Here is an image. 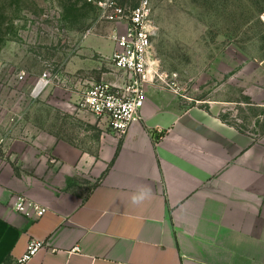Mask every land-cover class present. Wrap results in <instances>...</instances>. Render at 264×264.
Returning <instances> with one entry per match:
<instances>
[{"label": "crops", "instance_id": "obj_1", "mask_svg": "<svg viewBox=\"0 0 264 264\" xmlns=\"http://www.w3.org/2000/svg\"><path fill=\"white\" fill-rule=\"evenodd\" d=\"M142 116L121 138L100 122L97 151L28 123L1 127L0 264L32 238L48 246L25 264H264V136L159 82ZM141 189L150 195L134 204ZM19 195L45 214L17 212Z\"/></svg>", "mask_w": 264, "mask_h": 264}, {"label": "rangeland", "instance_id": "obj_2", "mask_svg": "<svg viewBox=\"0 0 264 264\" xmlns=\"http://www.w3.org/2000/svg\"><path fill=\"white\" fill-rule=\"evenodd\" d=\"M109 1L0 0V129L28 123L97 151L100 120L79 103L88 87L123 77L112 62V35L124 24L102 18ZM115 1L128 7L141 2ZM151 5L152 63L184 105L217 106L229 124L264 136V0ZM45 72L53 83L34 94ZM20 74L24 81L17 80Z\"/></svg>", "mask_w": 264, "mask_h": 264}, {"label": "built area", "instance_id": "obj_3", "mask_svg": "<svg viewBox=\"0 0 264 264\" xmlns=\"http://www.w3.org/2000/svg\"><path fill=\"white\" fill-rule=\"evenodd\" d=\"M102 6L107 9L102 18L114 24H124L123 31L116 29L112 35L116 43L112 62L123 77L118 79L119 83L101 82L88 87L79 105L121 138L130 131L133 124L143 118L147 84L162 82L175 93H180L162 78L152 63L151 0H141L136 7L120 6L115 0H110ZM24 79L25 74L17 77L20 82ZM52 83V75L45 72L34 91L43 84L40 93ZM13 208L32 220L45 214V208L41 204L25 195L17 196ZM47 246L44 240L30 239L25 253L15 264H25ZM74 251L80 252V248L76 246Z\"/></svg>", "mask_w": 264, "mask_h": 264}, {"label": "clouds", "instance_id": "obj_4", "mask_svg": "<svg viewBox=\"0 0 264 264\" xmlns=\"http://www.w3.org/2000/svg\"><path fill=\"white\" fill-rule=\"evenodd\" d=\"M150 195V189H141L137 194H134L132 197V202L134 204L142 202Z\"/></svg>", "mask_w": 264, "mask_h": 264}, {"label": "trees", "instance_id": "obj_5", "mask_svg": "<svg viewBox=\"0 0 264 264\" xmlns=\"http://www.w3.org/2000/svg\"><path fill=\"white\" fill-rule=\"evenodd\" d=\"M118 5H119V4H118ZM120 6H124V5L120 4ZM136 6H138V5L136 4L134 7H136Z\"/></svg>", "mask_w": 264, "mask_h": 264}, {"label": "bare ground", "instance_id": "obj_6", "mask_svg": "<svg viewBox=\"0 0 264 264\" xmlns=\"http://www.w3.org/2000/svg\"><path fill=\"white\" fill-rule=\"evenodd\" d=\"M40 90H41V89H40ZM40 90H39V91H40ZM39 91H38L37 93L34 91V93H35V94H38V93H39Z\"/></svg>", "mask_w": 264, "mask_h": 264}]
</instances>
